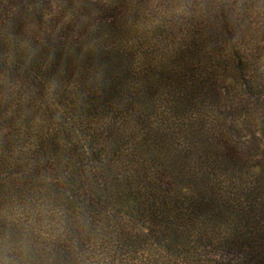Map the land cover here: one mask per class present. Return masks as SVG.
Here are the masks:
<instances>
[{"label": "trees", "instance_id": "16d2710c", "mask_svg": "<svg viewBox=\"0 0 264 264\" xmlns=\"http://www.w3.org/2000/svg\"><path fill=\"white\" fill-rule=\"evenodd\" d=\"M0 264H264V0H0Z\"/></svg>", "mask_w": 264, "mask_h": 264}]
</instances>
